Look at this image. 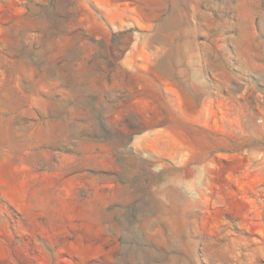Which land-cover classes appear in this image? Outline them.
<instances>
[{"label": "rangeland", "instance_id": "374dc122", "mask_svg": "<svg viewBox=\"0 0 264 264\" xmlns=\"http://www.w3.org/2000/svg\"><path fill=\"white\" fill-rule=\"evenodd\" d=\"M0 264H264V0H0Z\"/></svg>", "mask_w": 264, "mask_h": 264}, {"label": "bare ground", "instance_id": "6f19581e", "mask_svg": "<svg viewBox=\"0 0 264 264\" xmlns=\"http://www.w3.org/2000/svg\"><path fill=\"white\" fill-rule=\"evenodd\" d=\"M69 188H70V187H69ZM50 201H51V199H50V198H47V201H46V203L48 204ZM36 203H37V202H36ZM50 204H51V203H50ZM38 205H39V204H38ZM41 205H42V204H41ZM51 205H52V204H51ZM36 206H37V205H36ZM44 207H45V206H44ZM49 208H50V207H49ZM55 209H56V208H55V207H53V208H52V211L54 212V211H55ZM90 209H91V208H90ZM92 213H93V212H92ZM94 213H95V212H94ZM94 213H93V214H94Z\"/></svg>", "mask_w": 264, "mask_h": 264}]
</instances>
